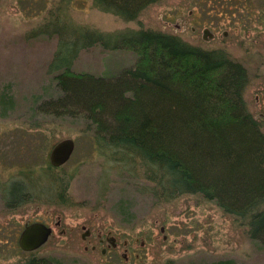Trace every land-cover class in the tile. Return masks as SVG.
Listing matches in <instances>:
<instances>
[{
	"label": "rangeland",
	"instance_id": "rangeland-1",
	"mask_svg": "<svg viewBox=\"0 0 264 264\" xmlns=\"http://www.w3.org/2000/svg\"><path fill=\"white\" fill-rule=\"evenodd\" d=\"M56 1L0 0V264L31 254L55 257L61 264H207L229 259L264 264V246L249 237L240 219L213 201L182 194L159 203L137 165L98 150L92 124L80 116L33 112L36 101L57 93L54 73L47 70L57 38L34 33ZM194 5L196 0H161L125 21L92 7L89 0H73L66 14L74 24L117 35L141 26L171 33L178 22L174 6L185 17ZM243 5L239 10L232 0H223L208 13L217 21L215 39L192 43L221 49L245 66V105L261 119L264 131V0ZM179 36L191 38L190 33ZM136 60L133 50L98 44L81 50L71 68L111 76ZM69 137L74 142L70 158L48 169L51 146ZM52 177L69 180L62 198L55 197L54 189L46 190ZM9 180L23 182L36 197L17 208L6 206L3 188ZM58 219L60 225L55 224ZM30 221L52 226L51 235L38 249H17L18 233ZM83 224L92 234L109 230L119 244L116 253H101L107 244H99L95 235L83 240ZM85 244L96 247L84 249Z\"/></svg>",
	"mask_w": 264,
	"mask_h": 264
},
{
	"label": "trees",
	"instance_id": "trees-1",
	"mask_svg": "<svg viewBox=\"0 0 264 264\" xmlns=\"http://www.w3.org/2000/svg\"><path fill=\"white\" fill-rule=\"evenodd\" d=\"M71 1H56L34 29L57 38L47 67L57 93L36 101L33 112L80 116L92 124L98 150L137 165L159 203L198 194L240 219L249 237L264 246V131L245 105V66L221 49H206L167 31L141 26L117 35L74 24L66 14ZM159 1L89 0L125 21ZM98 44L133 50L137 60L111 76L74 71L77 54ZM68 183L52 177L46 190L62 198ZM26 188L9 180L4 204L17 208L36 197ZM7 264L61 263L31 254Z\"/></svg>",
	"mask_w": 264,
	"mask_h": 264
},
{
	"label": "flooded vegetation",
	"instance_id": "flooded-vegetation-1",
	"mask_svg": "<svg viewBox=\"0 0 264 264\" xmlns=\"http://www.w3.org/2000/svg\"><path fill=\"white\" fill-rule=\"evenodd\" d=\"M222 1L223 0H198V1L196 0V7L194 5L191 9H189L185 17H183V15L181 14L180 7L174 6L173 8L174 10L172 9L173 15H177L176 18H178V22H176L173 31H171V34H174V35L175 34L176 35L185 34L186 35V33H190L191 38L189 39L192 40L191 43L193 41L195 42L198 41V43H202L203 41L208 42V41L215 39L216 37L215 32L218 28L217 21L214 20L213 18H210L208 13L211 10L216 9L217 8L216 6H218L219 3L222 4ZM242 3L243 4L250 3V0H232V4L235 7V9L240 10L242 7H244ZM197 7L198 9L199 8L200 9L196 10ZM199 33H201L200 36H199ZM224 35H226V32H224ZM190 40H187V41L190 42ZM45 224L48 225L47 223ZM55 224L60 225V220L58 219L57 221H55ZM50 227L52 228V226ZM82 229L84 230V232L81 233V238L83 240L95 235L96 236L95 238L97 239L99 244H103V242L107 244L106 246H103L101 248L100 250L101 253H104L107 250H111L114 254L116 253L119 247V244L115 242V237L109 233V230L106 232L107 234H103L102 232H100V230H97L96 234H92V230L85 224L82 225ZM124 244H127V243L124 242ZM88 247H90L91 250H94L96 247V244H91V245L85 244L84 249H87ZM126 250L127 248L123 247V252L121 254L124 259H127ZM109 264H112V263H109Z\"/></svg>",
	"mask_w": 264,
	"mask_h": 264
},
{
	"label": "water",
	"instance_id": "water-1",
	"mask_svg": "<svg viewBox=\"0 0 264 264\" xmlns=\"http://www.w3.org/2000/svg\"><path fill=\"white\" fill-rule=\"evenodd\" d=\"M74 149L72 138H64L51 146L48 153L49 163L54 167H59L70 158ZM162 231V228L160 229ZM52 228L42 221H30L24 223L23 228L18 233L17 245L24 251L40 248L51 235ZM165 238V235H163Z\"/></svg>",
	"mask_w": 264,
	"mask_h": 264
}]
</instances>
